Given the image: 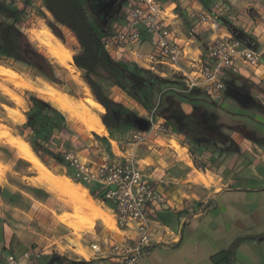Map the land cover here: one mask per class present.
<instances>
[{"label": "crops", "instance_id": "1", "mask_svg": "<svg viewBox=\"0 0 264 264\" xmlns=\"http://www.w3.org/2000/svg\"><path fill=\"white\" fill-rule=\"evenodd\" d=\"M193 9L218 14L221 35L248 36L253 48L262 53V66L255 72L242 65L240 69L226 70L223 77L227 88L220 98L212 99L199 88L190 92L189 99L179 108L186 116L196 117L202 131L175 132L173 136H162L138 148V156L152 165L154 179L168 197L167 207L157 213L156 220L169 233L165 242L154 245L138 264H264V0L179 2L181 16L175 24L180 36L183 41L188 40L191 57L207 59L214 35L188 15ZM124 14L117 20L123 22ZM192 27L196 32L189 39L188 31ZM140 49L143 53L153 50V41L143 30ZM235 89L247 94L249 99H236ZM124 94L123 99L129 103L134 101ZM203 96L211 99V103ZM220 104L233 110L252 111L253 116L242 120L231 113L233 116L229 119L225 112L215 108ZM172 140L181 145L180 152L170 145ZM115 142L121 143L117 139ZM98 151L101 153L100 148ZM83 158L93 161L88 156ZM90 184L92 191L98 188L97 184ZM156 228L158 232L163 230ZM122 233L118 230L103 234L100 246L106 248L109 239L120 240ZM27 249L42 252L29 264H48L54 257L21 237L0 216V264H7L9 255ZM74 261L122 264L110 252L94 251L87 259L61 256L53 264Z\"/></svg>", "mask_w": 264, "mask_h": 264}, {"label": "built area", "instance_id": "2", "mask_svg": "<svg viewBox=\"0 0 264 264\" xmlns=\"http://www.w3.org/2000/svg\"><path fill=\"white\" fill-rule=\"evenodd\" d=\"M181 0H125V20H115L109 35L102 38L108 54L117 61L136 64L167 78V68L173 79L181 81L185 92L196 88L210 98L217 99L226 91L224 72L229 69L247 68L252 72L262 66V53L253 43L241 42L233 35H221L222 23L219 15L203 9H193L188 15L207 28L213 35L209 44V57H191L187 49L188 40L183 41L175 21ZM142 30L153 41V50L143 53ZM189 29V39L195 36ZM146 131L133 129L127 138L113 149V158L107 152L100 153L97 161H89L78 151H67L63 158L75 170L74 179L83 183H95L96 199L106 206L122 233L120 240L109 239L106 248L93 244L97 253L110 252L122 264H138L149 255L153 246L165 242L169 235L157 220L156 215L168 205V197L154 179L151 164L138 156V148L162 136H173L175 131L165 118L147 114ZM112 142V141H111ZM101 152V151H100ZM157 225H156V224ZM156 226L163 228L158 232ZM42 252L27 249L7 257V264H29Z\"/></svg>", "mask_w": 264, "mask_h": 264}, {"label": "rangeland", "instance_id": "3", "mask_svg": "<svg viewBox=\"0 0 264 264\" xmlns=\"http://www.w3.org/2000/svg\"><path fill=\"white\" fill-rule=\"evenodd\" d=\"M10 2L14 8L20 10V21L17 23V26L27 36L32 29L38 28L39 24L42 22L45 24H47V21L54 23V20L45 12L42 0H33L29 6H26L22 0H10ZM43 11L47 14V18H44ZM124 11L125 2H123L121 6L119 18ZM59 29L64 37V44L70 49L73 56L79 50L77 40L66 28L59 26ZM240 36L241 35H236V38L240 40ZM71 38H74V41H71ZM53 64L56 66L55 73L59 83L49 81L44 76L38 74L34 69L20 62H15L7 58L2 59V65L18 71L24 79L31 83L48 82L72 96L77 102L83 100L85 98V88L89 87L83 79L84 72L75 66L79 73L80 80L74 81L65 75L61 67L55 63ZM128 64L132 65L133 63L128 62ZM162 70L168 73L167 78L173 79V75L170 74L167 68H163ZM2 82L3 80L0 79V83ZM153 82L154 81L149 84ZM178 82L179 83L174 86L175 88H168V85L163 84L160 86L159 90L152 93L151 102L152 106H154L153 111L159 117L164 118L165 114L168 112L169 105L180 106L181 103L189 99L190 92H185L183 83L181 81ZM102 84L106 93L112 100L122 104L138 117L147 120V113L153 112H150L135 101L129 103L123 99L122 96L125 94L120 88L106 82H102ZM6 85L13 89L14 92L23 99V105L15 103L0 89V216H3L4 221L12 226V229L18 232L21 237L27 238L36 245L38 244L41 248H44L45 251L50 252L52 256H69L71 258L87 259L77 254L75 250L79 247H83L89 258L92 252H95V250L92 249V245H100L102 243L103 234L118 231L116 224L115 227L109 228L103 219L94 218L86 213V211L77 212L73 204L66 198L46 191L48 190L46 187L35 181L37 173L31 169V165L27 161L20 158L16 150L8 143L7 136H5L4 133L10 132L14 137H19L26 141H36L38 146L43 145L45 142L43 137L35 136L30 130L25 128V123L27 121L26 113L29 110V98L35 95L45 101L47 100L35 90L15 87L10 83H6ZM203 97L211 103V99L205 96ZM4 105L24 116V121L21 123L16 122L4 110ZM53 107L59 112L58 116L63 123L64 129L62 131H50L47 128L43 130L44 136L48 139L45 148L48 147L52 154L42 152L44 161L41 160L48 165L56 175H65L75 183L81 184V182L70 177L69 174L73 176L74 173L64 160L63 153L76 150L80 152L82 157L88 156L90 159L97 161L100 156L98 151L100 148L101 153L107 152L113 158L112 148H114L116 153H119V150L117 144L111 141H115V139L123 141L128 137L130 128L126 126L123 129L116 130L113 136L107 130V136H99L94 132H88L77 119H71L66 114L59 111L55 106ZM215 108L225 112V115L229 117V119L233 116L231 113L240 116L242 120H247L248 117L253 116L252 111H245L243 109L233 110L229 106L223 104ZM102 114H99L100 117ZM54 118L57 119V115H55ZM170 145L173 147L172 141H170ZM179 146L180 148L176 149L178 152L181 151V145L179 144ZM33 176L35 177L33 178ZM86 185L92 187L89 183H86ZM40 186L44 187L46 190ZM81 186L86 188L83 184H81ZM88 193L113 221L114 218L108 206L99 202L89 190ZM63 214L71 215L72 220L79 223L82 228L78 232H75L67 223L60 220L59 216Z\"/></svg>", "mask_w": 264, "mask_h": 264}, {"label": "trees", "instance_id": "4", "mask_svg": "<svg viewBox=\"0 0 264 264\" xmlns=\"http://www.w3.org/2000/svg\"><path fill=\"white\" fill-rule=\"evenodd\" d=\"M22 1L29 6L33 0ZM10 3V0H0V64L3 58L20 62L49 81L59 83L55 73L56 66L17 26L21 12ZM42 3L47 14L54 20V23L47 21L51 31L65 43L59 29V26H62L77 40L79 50L73 55V63L84 72L83 79L90 87L94 98L106 109L101 119L112 136L114 131L126 126L138 129L135 120L139 117L122 104L112 100L102 82L120 88L150 112L154 110L151 102L152 93L159 90L163 84L168 85V88H175L174 86L179 83L177 79L163 78L136 64L129 65L126 61L111 58L102 38L110 34L112 23L119 18L121 10L117 13H108L107 10H103L110 0H42ZM42 13L44 18H47V14L44 11ZM249 39L248 36H240L241 42H249ZM152 81L154 82L149 84ZM28 102L29 110L26 113L25 128L35 136L43 137L45 142L38 146L36 141H27L44 161L42 152L48 154L52 152L48 147L45 148L48 139L44 136L43 130L47 128L50 131H62L63 123L59 119V112L51 103L35 95H32ZM55 115L57 119L54 118ZM172 125L174 131L179 133L176 123L173 122ZM69 175L74 179V175ZM81 184L93 194L86 183L81 182ZM238 243L239 241L234 244L232 252Z\"/></svg>", "mask_w": 264, "mask_h": 264}, {"label": "bare ground", "instance_id": "5", "mask_svg": "<svg viewBox=\"0 0 264 264\" xmlns=\"http://www.w3.org/2000/svg\"><path fill=\"white\" fill-rule=\"evenodd\" d=\"M28 38L51 62L61 67L67 77L74 81L80 80L79 73L73 64V56L70 49L51 31L47 24L40 23L38 28H34L29 32ZM71 41H74V38H71ZM0 79L5 82L0 83V89L18 105H23V99L6 83L13 84L15 87H24L37 91L69 118L77 119L88 132H94L99 136H107L108 131L99 115L105 112V108L92 96L89 87L85 88V98L77 102L72 96L66 94L55 85L44 81L33 84L24 79L18 71L2 64H0ZM3 108L16 122L21 123L24 121L25 117L13 111L10 107L4 105ZM4 135L7 136L8 143L16 150L20 158L27 161L31 165V169L37 173L35 178L37 183L43 185L57 196L66 198L73 204L77 212L86 211L94 218L103 219L109 228L115 227V221L113 220V222L104 210L97 205L87 189L65 175H56L41 160L26 140L14 137L10 132H6ZM172 145L175 150L180 148L179 143L175 140H172ZM201 179L204 183L207 182L202 175ZM59 217L62 222L67 223L75 232L82 228L79 223L72 220L69 214H63ZM75 251L77 254L88 258L83 247H79Z\"/></svg>", "mask_w": 264, "mask_h": 264}, {"label": "flooded vegetation", "instance_id": "6", "mask_svg": "<svg viewBox=\"0 0 264 264\" xmlns=\"http://www.w3.org/2000/svg\"><path fill=\"white\" fill-rule=\"evenodd\" d=\"M114 5L108 4V6H105L103 8V10H107V12H114L117 13L121 10V6L123 4V2L125 0H110V3L114 2ZM106 112V109H105ZM166 116H181L182 120L180 122L181 124V128H179V124L177 123V121L175 119H170V120H166L171 126H173V122L176 123L177 128L181 131V132H186V133H194L197 131H202V127L201 124L198 122V119L194 116L192 117H188L186 116L181 109L179 108V106H175V105H169L168 108V112L165 114L164 117Z\"/></svg>", "mask_w": 264, "mask_h": 264}, {"label": "water", "instance_id": "7", "mask_svg": "<svg viewBox=\"0 0 264 264\" xmlns=\"http://www.w3.org/2000/svg\"><path fill=\"white\" fill-rule=\"evenodd\" d=\"M115 2L116 1L109 3V4L114 5ZM233 93H234L235 98L240 100V101H247L249 99L248 95L243 93L240 90L235 89L233 91ZM164 118L166 120L175 119L177 121V123L179 124V128H181V124H180V122L182 120L181 116H166ZM135 124L137 125L138 129L141 131H146L148 129V126H149L148 121L144 118H141V117H139L135 120ZM59 259H60V256H54L50 259L48 264H53L56 260H59ZM79 263H81V261L72 262V264H79Z\"/></svg>", "mask_w": 264, "mask_h": 264}]
</instances>
